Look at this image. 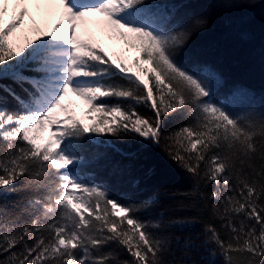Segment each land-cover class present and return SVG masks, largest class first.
<instances>
[{
  "label": "snow or ice",
  "instance_id": "6c2138e0",
  "mask_svg": "<svg viewBox=\"0 0 264 264\" xmlns=\"http://www.w3.org/2000/svg\"><path fill=\"white\" fill-rule=\"evenodd\" d=\"M43 2L59 6V19L20 46L12 36L28 9L4 22L0 8V264H264V101L226 87L206 64L182 62L206 14L171 0ZM255 4L221 0L226 9ZM90 14L138 48L135 71L79 34ZM70 93L95 123L71 115ZM173 120L182 123L166 132ZM133 141L178 165L190 186L137 200L138 181L112 197L105 182L80 175L110 153L134 155L117 143ZM123 171L116 164L111 175ZM205 213L224 222L228 240L212 224L203 239L184 235ZM201 249L210 259H193Z\"/></svg>",
  "mask_w": 264,
  "mask_h": 264
},
{
  "label": "trees",
  "instance_id": "16d2710c",
  "mask_svg": "<svg viewBox=\"0 0 264 264\" xmlns=\"http://www.w3.org/2000/svg\"><path fill=\"white\" fill-rule=\"evenodd\" d=\"M171 2L184 5L181 8L182 13L206 14L208 21L206 26L195 33L187 44L180 56L182 62L186 65L206 64L222 77L226 87L241 86L249 89L258 102L264 101V0H256L255 6L252 7L235 9L222 7L221 0H171ZM94 23L98 27L102 25L100 20ZM90 24L92 25L93 22ZM108 36L121 41L125 49L135 51L133 60L140 55L138 48L131 47L116 34L109 32ZM17 38L18 41L15 39L12 42H19L20 45L29 40L23 37ZM92 39L104 49V38ZM14 45L17 46V44ZM108 57L112 58L110 55ZM133 60L124 64L135 71ZM139 110L146 115H151V111L146 107L141 106ZM97 115L95 112H88L86 120H77L83 125H92ZM181 123L182 121L179 120L170 121L166 124L165 131ZM117 143L126 153L134 155L121 156L118 153H110L107 158L83 166L79 170L82 177H91L96 182H105L112 197H120L124 192L133 191L131 187L133 181L139 182L134 190V199L137 200L153 193L184 191L190 186L187 173L167 160L160 152L141 150L140 145L134 141ZM116 164L124 170L118 178L111 175L112 167ZM213 190H215L214 184L204 186L207 194ZM17 199L19 197L15 194L6 197L7 201ZM163 202L165 205L169 203L167 198H164ZM206 224L214 225L225 240L230 238L231 234L224 226V222L210 213L203 214L196 224L187 226L183 230L184 235L192 234L203 239L202 232ZM124 258H127L126 254ZM193 259L208 260L210 258L207 252L201 249L193 253ZM217 264H219V258H217Z\"/></svg>",
  "mask_w": 264,
  "mask_h": 264
},
{
  "label": "rangeland",
  "instance_id": "374dc122",
  "mask_svg": "<svg viewBox=\"0 0 264 264\" xmlns=\"http://www.w3.org/2000/svg\"><path fill=\"white\" fill-rule=\"evenodd\" d=\"M21 7H26L28 12L25 15L24 23L13 34L12 40L16 39L18 41L17 37H23L29 40L34 39L37 34L35 31L37 27L45 31L50 30L51 26L60 16V8L57 4H47L44 3L43 0H40L39 4L37 0H23L22 4L17 3V0H0V8L7 9V11L3 13V21L7 22L11 20L13 16L19 12ZM102 19L103 18L100 17L99 14H90L86 22L82 23L78 29L79 34L85 38H104V50L107 51L112 59L130 63L135 57V51L125 49L126 47L121 41H118V39L116 40L115 37L108 36L110 31L105 29L103 25L98 27V25L94 23L95 21H102ZM91 22H93L92 25L90 24ZM13 44L20 46L19 42ZM64 103L69 106L71 115L76 119L81 121L86 120L89 106L84 99L70 93L65 97ZM58 112L60 116L65 115L62 111L58 110ZM50 132L51 129L45 130L43 133L44 140H47Z\"/></svg>",
  "mask_w": 264,
  "mask_h": 264
}]
</instances>
